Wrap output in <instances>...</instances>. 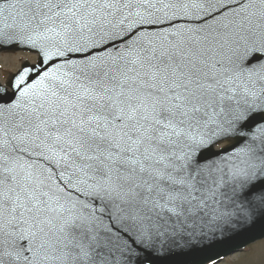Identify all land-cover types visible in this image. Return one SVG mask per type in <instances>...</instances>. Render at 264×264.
<instances>
[{"label": "snow or ice", "instance_id": "obj_1", "mask_svg": "<svg viewBox=\"0 0 264 264\" xmlns=\"http://www.w3.org/2000/svg\"><path fill=\"white\" fill-rule=\"evenodd\" d=\"M21 51L0 264H220L264 238V0H0Z\"/></svg>", "mask_w": 264, "mask_h": 264}, {"label": "rangeland", "instance_id": "obj_2", "mask_svg": "<svg viewBox=\"0 0 264 264\" xmlns=\"http://www.w3.org/2000/svg\"><path fill=\"white\" fill-rule=\"evenodd\" d=\"M21 58H26L31 62L36 60L34 54L23 51L14 54H0V80L4 78L6 72L14 71L19 67ZM262 247H264V240L228 256L220 264H264V256L261 255Z\"/></svg>", "mask_w": 264, "mask_h": 264}, {"label": "water", "instance_id": "obj_3", "mask_svg": "<svg viewBox=\"0 0 264 264\" xmlns=\"http://www.w3.org/2000/svg\"><path fill=\"white\" fill-rule=\"evenodd\" d=\"M254 241H256V240H253L252 242H254ZM218 251H221L223 253V252H226L227 249L226 248H219ZM230 253H233V252H230ZM225 256L226 255H224L223 258ZM191 259H193V257H188V256H183V255H172L171 257L165 259L166 261H164V260L159 261L158 264H189V261Z\"/></svg>", "mask_w": 264, "mask_h": 264}, {"label": "bare ground", "instance_id": "obj_4", "mask_svg": "<svg viewBox=\"0 0 264 264\" xmlns=\"http://www.w3.org/2000/svg\"><path fill=\"white\" fill-rule=\"evenodd\" d=\"M164 261H166V260L164 259Z\"/></svg>", "mask_w": 264, "mask_h": 264}]
</instances>
